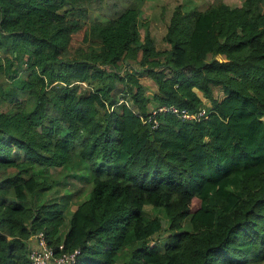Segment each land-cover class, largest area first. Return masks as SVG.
<instances>
[{"label":"trees","instance_id":"obj_1","mask_svg":"<svg viewBox=\"0 0 264 264\" xmlns=\"http://www.w3.org/2000/svg\"><path fill=\"white\" fill-rule=\"evenodd\" d=\"M113 1L0 0V264H264V0L163 8V48Z\"/></svg>","mask_w":264,"mask_h":264},{"label":"rangeland","instance_id":"obj_2","mask_svg":"<svg viewBox=\"0 0 264 264\" xmlns=\"http://www.w3.org/2000/svg\"><path fill=\"white\" fill-rule=\"evenodd\" d=\"M221 1H223L224 3H231L234 0H144L142 4V13L140 18L141 21L147 20L148 18L151 20L152 23V27H150L151 37L153 38L154 42H156V45L159 48H163V36L166 29L165 24L167 22V18L166 16H164L165 12H163V8L167 10L169 17H171L173 11L178 7L181 8L183 7L182 11L184 12L193 9L197 11L198 10L202 11L206 9L208 5L216 4ZM115 2H119L121 6L124 5V0H114L113 3ZM127 66L128 67L126 68V72L129 71L135 72V69L132 66L129 65ZM147 92L149 93L151 92V90H147ZM67 172L68 171L65 169L53 170V173L50 176L51 178H54L53 180H56L55 181L56 187L54 188L55 195H53V197L57 198L60 195L71 193L74 194V196L71 199L73 204L76 203L79 204L80 202L86 199V194L88 190L86 189L87 184H85L84 180H80L79 176L64 178L63 175H65ZM150 210L151 208L148 207L147 211L150 212ZM30 243L31 246L35 247L37 244L36 238L32 237L30 239ZM134 246L129 245L127 250L128 251L132 250Z\"/></svg>","mask_w":264,"mask_h":264},{"label":"built area","instance_id":"obj_3","mask_svg":"<svg viewBox=\"0 0 264 264\" xmlns=\"http://www.w3.org/2000/svg\"><path fill=\"white\" fill-rule=\"evenodd\" d=\"M175 114L181 120H196L200 121L205 115L203 109L191 111L183 109L178 110L175 106L161 105L151 108L147 116L141 117L143 123L149 125L152 129L159 127L162 115ZM37 240L35 247L31 246L28 255L30 264H74L77 257L80 255V250L56 254L55 249L46 243L44 233H39L33 236ZM31 245V244H30Z\"/></svg>","mask_w":264,"mask_h":264},{"label":"crops","instance_id":"obj_4","mask_svg":"<svg viewBox=\"0 0 264 264\" xmlns=\"http://www.w3.org/2000/svg\"><path fill=\"white\" fill-rule=\"evenodd\" d=\"M143 81L146 83V85L149 87L150 90L154 89V83H150L146 77H143ZM151 107H156L155 105H152ZM31 239V238H30ZM31 244V243H30Z\"/></svg>","mask_w":264,"mask_h":264}]
</instances>
